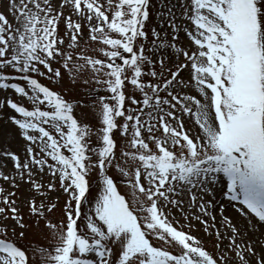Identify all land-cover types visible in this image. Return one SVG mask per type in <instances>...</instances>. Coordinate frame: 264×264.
I'll list each match as a JSON object with an SVG mask.
<instances>
[{"label": "snow or ice", "instance_id": "snow-or-ice-1", "mask_svg": "<svg viewBox=\"0 0 264 264\" xmlns=\"http://www.w3.org/2000/svg\"><path fill=\"white\" fill-rule=\"evenodd\" d=\"M0 9V264H264V0Z\"/></svg>", "mask_w": 264, "mask_h": 264}, {"label": "rangeland", "instance_id": "rangeland-1", "mask_svg": "<svg viewBox=\"0 0 264 264\" xmlns=\"http://www.w3.org/2000/svg\"><path fill=\"white\" fill-rule=\"evenodd\" d=\"M0 10H2V9H0ZM65 87L68 89V93H67V94H71V93L73 92V87H72L70 81H66V82H65ZM77 90H78V89H77ZM120 190H121V193L124 194V189L121 188ZM220 199H223V197H220ZM39 231H40L39 229L35 230L36 235H35L34 238H36V239H40Z\"/></svg>", "mask_w": 264, "mask_h": 264}]
</instances>
